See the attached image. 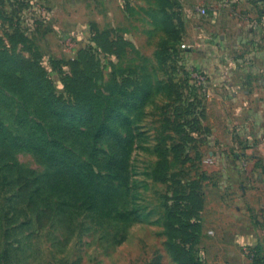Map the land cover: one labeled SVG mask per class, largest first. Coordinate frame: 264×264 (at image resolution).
Here are the masks:
<instances>
[{
    "label": "rangeland",
    "instance_id": "374dc122",
    "mask_svg": "<svg viewBox=\"0 0 264 264\" xmlns=\"http://www.w3.org/2000/svg\"><path fill=\"white\" fill-rule=\"evenodd\" d=\"M119 1L129 17L119 15L117 0H0V76L12 75L10 68L14 70L18 60H25L41 70L57 95L66 101L74 95L92 96L91 86L79 77L82 74L93 79L97 76L98 85L107 89L105 95L117 89L115 82H123L121 108L111 109L106 120L108 132L111 127L120 128L123 139H111L97 146L102 150L114 145L132 150L129 162L135 169L130 177L124 172L116 175L115 169L105 171L113 178L103 176L105 192L118 188L133 191L132 198L124 199L129 202L125 208L112 211L107 207L93 211L86 200L85 205L78 203L71 210L60 206L58 211L24 212L25 203L15 196L21 184L7 183L9 179L3 175L0 264H259L263 248L248 247L258 252L257 258L245 253L249 263L248 258L241 257L247 247H220L214 241V222H219V217L213 210L216 204L221 206L220 195L225 199L224 193H218L216 177L221 168L215 164L226 161L230 170V163L239 160L241 170L246 172L247 163L253 158L248 147L244 151L214 148L216 137L217 141L233 140L246 146L245 137L232 138L231 130L225 133L237 119L232 120V114H185L191 125L197 121L187 150L183 148V127L179 121L168 122L170 117L181 118L191 109L188 98L193 91L188 89L191 81L184 72L182 54L168 48V39L157 36L168 31L169 35L185 37L191 18L185 16L183 6L175 5L164 12L160 1L153 7L156 0L150 6L147 2L151 0ZM177 1L187 5L191 0ZM135 2L141 6L134 7ZM173 10L181 17L168 16ZM136 12L147 16L153 12L158 21ZM151 30L155 33H146ZM120 33L134 45L121 42ZM116 49H128L121 63L113 55ZM122 66L137 70L138 95H130L133 82L130 78L122 79ZM102 70L108 72L104 79L100 75ZM1 83L0 116L12 131L18 132L24 125L23 114H38L37 100L28 98V108L24 110L17 93L20 85L4 87ZM204 104L208 109L207 102L193 105L199 111ZM99 109L102 114V106ZM45 111L47 114L48 110ZM199 121L202 128L198 131ZM224 121L228 124L225 127ZM235 127L233 124L232 128ZM79 140L83 142V138ZM174 145L182 148L175 149ZM17 159L30 181L36 173L47 169L29 150L18 152ZM105 159L104 155L99 157L98 166H105ZM201 172H205L203 180L206 179L195 192L196 206L188 205L185 180L190 176L198 178ZM236 179L237 175L233 182ZM202 190L205 196L203 205H199L197 194ZM226 196L229 203L230 194ZM115 203L119 206V198ZM188 210L192 213L189 218L183 214ZM189 233L195 236L192 245L186 244Z\"/></svg>",
    "mask_w": 264,
    "mask_h": 264
},
{
    "label": "trees",
    "instance_id": "16d2710c",
    "mask_svg": "<svg viewBox=\"0 0 264 264\" xmlns=\"http://www.w3.org/2000/svg\"><path fill=\"white\" fill-rule=\"evenodd\" d=\"M157 1H160V6L164 12L175 5L181 6L177 0H173V2L172 0H156V3L155 0L154 2L151 0L147 4L150 6L155 3L153 7H156ZM169 14L168 16L171 17H181L177 10H173ZM154 21L157 22L158 18L155 17ZM163 36L165 38L162 39H168L169 49L177 50V53L182 54V66L189 81H191L188 84V89L193 91V94L188 98L190 101L188 106L193 110L190 109L184 114L182 113L181 118L180 115H176L168 119L169 123L179 121L178 124L183 127L181 130L183 132V148L187 150L186 144L191 140V131H196L194 127L197 121L191 125L190 121H186L187 116L185 114H206L205 104L204 106L200 105L199 111H196L194 107L197 103L203 104L206 102L203 98V88L197 86L189 69L184 65L183 53L185 50L181 48L184 36L180 38L172 36L169 35L168 31ZM119 40L125 44L134 45L131 41V43L128 42L127 38L121 33L119 34ZM127 50L122 49L119 52L116 49L115 52L113 51L118 63H121L123 56L129 53ZM10 69L12 75L0 76L2 86L20 85V90L17 93H19V99L23 102L24 110H26L28 98L37 100L35 110L38 114H23L25 117L24 125L22 124L21 130L18 132L12 131L0 116V181L3 175H6L9 179L7 183L13 181L14 185L21 184L15 196H18L25 203L22 204L24 212L32 213L48 209L58 211L60 206L71 210L78 207V203L85 205L86 200L91 204L93 211H98L104 207L109 208L110 211L115 208L118 210L119 207L125 208V205L129 203L127 201L132 198V189L129 188L123 191L118 188L117 190L111 189L109 192H105L106 187L103 186L102 179L103 176L113 179L111 175L105 173V171H112V169H115L118 176L121 172H124L126 177H130L131 173L135 171L129 162L132 150H125V147L120 148L117 145L108 150H102L97 146L111 139H116L117 142L123 139L122 129L111 127V131L108 132L109 127L106 122L111 109L118 110L121 108L120 96L124 87L123 82L120 84L115 82L113 85H116L117 89L113 90L111 94L105 95L107 89H102L98 85L97 76L94 77V80L88 77L89 75L82 74L79 77L85 78V82H88L91 86L92 96L74 95L72 100L66 101L57 95L46 75L27 61L18 60L14 70ZM120 71L122 79L123 77L125 79L130 78L133 82L134 90L130 95H138L140 84L138 83L137 70L123 67ZM107 74L108 72L105 70L100 72L102 79L106 78ZM101 106L103 108L102 114H100L99 109ZM44 108L48 110L47 114ZM42 111L44 114H41ZM198 119H200L199 116ZM201 128L199 121L197 130L199 131ZM81 138H83V142H80L79 139ZM174 146L175 149L182 148ZM116 147L117 150L114 152ZM23 150L32 152L47 167L42 174L36 173L35 175V172L29 171L35 175V179L32 181L24 176L26 169L20 165L17 159V153ZM103 155L106 158V165L98 166L99 157ZM204 173L201 172L198 178L191 177L190 174V177L186 178L185 183L187 184L184 185H186V196L190 201L188 205L196 206V203L193 202L196 196L195 192L206 179L203 180ZM204 196L203 190L198 191L199 205H203ZM54 198H64L65 201H55ZM118 198L119 206L115 203ZM183 214H186L188 218L192 216L189 210L183 212ZM191 228V225L187 226L190 232ZM194 240L195 236L189 233L186 244L192 245ZM255 252L254 257L257 258L258 252L257 250Z\"/></svg>",
    "mask_w": 264,
    "mask_h": 264
},
{
    "label": "crops",
    "instance_id": "0c3cea01",
    "mask_svg": "<svg viewBox=\"0 0 264 264\" xmlns=\"http://www.w3.org/2000/svg\"><path fill=\"white\" fill-rule=\"evenodd\" d=\"M117 1L119 15L129 17L121 8V1ZM132 4L136 8L141 6L139 2ZM201 5L210 8L207 16L198 12ZM181 6L185 16L191 18L183 39L191 48L184 51L183 62L187 69H199L208 78L203 87L206 114H232V120L237 119L236 123L232 121L236 127L233 129L232 124L225 133L231 130L232 138L241 135L247 139L245 146L233 140L217 141L216 137L214 148L244 151L248 147L253 152L246 172L241 170L239 160H231L230 170L226 161L215 164L221 168L220 176L216 177L218 193H224L225 197L220 195L221 206L216 204L213 210L219 217L213 228L217 234L215 245L264 249V0H191ZM150 14L136 12L154 21L156 14ZM224 122L223 127L228 125ZM214 135L219 136L216 131ZM235 175L237 179L233 182ZM249 207L256 209L250 211ZM262 253L259 264H264ZM246 254L242 252L241 257L248 258L250 263Z\"/></svg>",
    "mask_w": 264,
    "mask_h": 264
},
{
    "label": "built area",
    "instance_id": "2783aa9c",
    "mask_svg": "<svg viewBox=\"0 0 264 264\" xmlns=\"http://www.w3.org/2000/svg\"><path fill=\"white\" fill-rule=\"evenodd\" d=\"M197 10L202 16H207L209 14L210 8L208 7V5H201L197 8ZM181 48L184 50H187V49L191 48V44L184 41L181 44ZM189 71H190L191 77L193 78V80L197 84V86H199L200 88H203L205 86V84L208 82V78H207L206 74H204L201 70L195 69V68H190ZM245 253L254 257L256 252H255V250L248 248L245 250Z\"/></svg>",
    "mask_w": 264,
    "mask_h": 264
}]
</instances>
